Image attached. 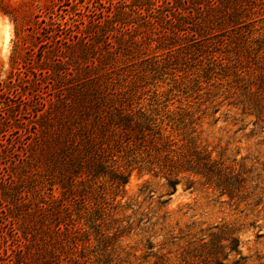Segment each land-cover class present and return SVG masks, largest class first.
<instances>
[{
  "label": "rangeland",
  "instance_id": "1",
  "mask_svg": "<svg viewBox=\"0 0 264 264\" xmlns=\"http://www.w3.org/2000/svg\"><path fill=\"white\" fill-rule=\"evenodd\" d=\"M207 4L0 0V258L14 261L16 240L24 242L21 233L12 232L3 188L11 180L23 182L24 194L33 202L40 200L27 175L35 172L31 152L46 127L80 98H97V90L106 98L124 99L133 89L135 112L145 108L165 125L173 124L178 146L207 151L241 171L244 179L230 198L202 181L193 184L188 174L156 175L146 166L132 165L119 216L126 222L131 216L134 223L125 244L137 250L138 262L170 258L183 264L185 251L190 253L214 227L225 226L240 241L239 255L232 259L264 264V115L257 122L244 114L242 105L245 84L257 80V66L250 63L241 77L235 76L239 68L231 42L245 30L225 37L231 53H217L229 59L221 66L196 51L200 43L194 39L201 37L195 27L214 14L205 9ZM261 4L256 0L255 11L264 8ZM183 25L189 27L185 36L179 33ZM251 29L253 39H262L264 20ZM132 76L137 83L130 88ZM120 156V164L131 160ZM171 179L180 180L176 192Z\"/></svg>",
  "mask_w": 264,
  "mask_h": 264
},
{
  "label": "trees",
  "instance_id": "2",
  "mask_svg": "<svg viewBox=\"0 0 264 264\" xmlns=\"http://www.w3.org/2000/svg\"><path fill=\"white\" fill-rule=\"evenodd\" d=\"M207 3L205 9L214 14L205 16L195 27L201 37L199 40L193 35L196 43H200L196 51L202 57L210 56L211 61L221 66V62L229 59L216 57L217 53L222 49L223 53H231L230 39L225 37L229 33L240 35L245 30L231 42L237 51L235 65L239 69L235 76L241 77L245 73L242 69L249 68L250 63L257 66V80L245 84L242 105L244 114L261 121L264 115V37L253 39L256 32L251 28L264 20V8L255 11L256 0H207ZM188 29L183 25L179 33L185 36L189 34ZM257 34L262 35L260 31ZM254 45L257 48H253ZM132 77L127 87L133 88L137 83V78ZM132 90L125 92L130 97L124 99L106 98L97 90V98H80L75 106L57 117L56 123L46 127L31 152L35 172L27 175L40 200L33 202L24 194L23 182L17 184L11 180L3 188V199L8 203L15 226L12 232L21 233L24 242L16 240L19 249L14 261L0 258V262L142 264L138 262L137 250L133 252V247L125 244V238L133 230L131 216L126 217L127 222L119 216L120 209L124 208L122 194L132 165L146 166L156 175L188 174L193 184L202 181L230 198L239 192L244 183L241 171L226 167L224 161L215 159L207 151L178 146L173 124L165 125L145 108L135 112ZM121 153L131 159L127 164H120L117 159L122 158ZM179 184V179L169 180L173 192ZM239 248L240 241L231 228L216 226L190 253H183L181 262L241 264L242 258L232 259L234 253L239 255ZM148 249L152 250L153 246ZM4 253L7 255V250ZM123 255L127 256V261ZM154 264L179 263L160 258Z\"/></svg>",
  "mask_w": 264,
  "mask_h": 264
}]
</instances>
